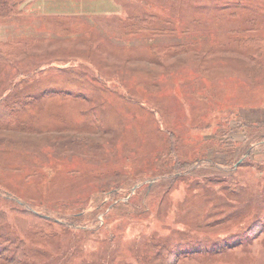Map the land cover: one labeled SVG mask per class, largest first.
<instances>
[{
    "label": "rangeland",
    "instance_id": "374dc122",
    "mask_svg": "<svg viewBox=\"0 0 264 264\" xmlns=\"http://www.w3.org/2000/svg\"><path fill=\"white\" fill-rule=\"evenodd\" d=\"M14 1L21 13L0 19V39L29 46L16 66L0 64V98L55 90L0 122V210L31 258L159 264L149 243L166 237L178 264H264V228L250 225L264 207L263 127L251 126L264 121V66L252 67L236 40L264 35V0ZM146 13L176 29L128 37L118 28ZM66 26L81 36L60 32ZM195 155L199 167L178 178L173 166ZM240 156L248 165L231 169ZM210 177L250 201L236 224L223 225L205 200L202 189L220 187ZM34 210L58 221L50 238L32 234Z\"/></svg>",
    "mask_w": 264,
    "mask_h": 264
},
{
    "label": "trees",
    "instance_id": "16d2710c",
    "mask_svg": "<svg viewBox=\"0 0 264 264\" xmlns=\"http://www.w3.org/2000/svg\"><path fill=\"white\" fill-rule=\"evenodd\" d=\"M18 5L19 3L14 0H0V19H4L5 21H13L12 19L17 17L21 13V9L20 7L18 8ZM223 7H224V10L230 8V6H227V7L223 6ZM159 19H161L160 16L154 13H146L143 16H131L129 17L128 22L121 21L123 24L121 23V25H119L118 28L121 27L123 34L125 33L124 35H127L128 37L138 36L137 34L139 33H146V34L150 33L152 35H156L158 33H164L160 31V29L165 30L167 28H170L171 26L174 29H176V24L173 23V21L170 18H168L167 22H164V23H161L160 21L155 22L156 20H159ZM185 26H189V25L186 24ZM92 27L93 26L91 24L87 23L84 29L88 31L87 28H92ZM248 29L249 28H245L242 31L246 32ZM246 33H249V32H246ZM90 34L91 35L95 34V36L96 35L98 36V39L96 42L100 40L99 33L90 32ZM76 36L80 37L78 33L76 34ZM237 37H236L237 38L236 40L239 41V44L241 45V47L242 48L245 47L248 49L249 52L247 56L249 57V59H251L254 62L252 67L256 69V67L264 66L262 65L264 64V58L259 59V57L261 56L264 57V35L255 34V35L244 36V34H239L237 35ZM92 38H90L89 40H91ZM82 40L83 39H81V41ZM89 42H90L89 45H91L94 42V40L92 39ZM222 45L225 46V44H222ZM28 46H29V41H21V40H14V39H0V64H8L11 66H16L17 58L20 57V55L22 54V51H24ZM170 49L171 48L169 47L165 48L161 52V56L159 55V59L163 60V57L166 58L170 54L169 53ZM174 49L176 51H179L182 49L185 50L184 46L181 44L174 45ZM96 53H98L99 55L102 53L106 54L107 51L100 50V53L99 52H96ZM35 70L37 72L39 71L37 67L35 68ZM22 73L24 74L25 72H22ZM54 91H55L54 89L47 88L42 94H39L38 92H33L32 94H24L22 95V98L24 99V101L21 102L20 99H17L20 96V94L15 93L14 90H12V93L10 92L11 95L0 98V122H2L5 119L8 120L12 118L14 115L16 116V111L18 109L19 110L25 109V103L31 100L30 98H32L33 96L37 100H40V102H42L41 100L47 99L51 97L52 95H54L52 94ZM71 93L74 94L73 92ZM76 94H84V92L80 91ZM22 122L24 125H27V124L33 125L25 121H22ZM226 122L228 123V121ZM245 125H247V123H245ZM254 125L263 127V128L258 129L259 131H262V132H259L258 141H257L258 142L257 147L263 148L264 147V130H263L264 121L259 120L257 124H251V126H254ZM24 128H30V127L28 126ZM173 140H175V138ZM212 141L213 140H209V142L205 141V143H213ZM257 142L252 143L254 144L253 146H256L255 143ZM249 150L252 151V148H250ZM170 151L174 153L175 152L174 147L170 146L169 150H167V153L169 154ZM199 159H201L200 155H195L193 158V161L185 160L184 164L173 166L175 169V174L178 175V178L180 176L185 175V172H186V170H184L185 167H189V168L192 167V170L199 167V165L201 164L198 162ZM244 160H245V156H242L241 158H238V161H236V164L230 163L231 169L241 168V167H244V165L246 164L248 165V163L246 161L244 162ZM192 162H194V165L191 166ZM251 165H255V162H251ZM191 172L192 171H190V173ZM234 179H235V183L240 182L238 177L236 178L234 177ZM208 182L216 184V185H220L218 192L212 191L210 190V188L207 189V187L202 189L203 193L207 192V196L205 197V200L214 203V211H217L219 209L221 210L220 213L222 216L220 219L218 218V220L224 222L223 225L226 224L227 221L230 222L231 225L236 224V221H238V219L243 215L244 211L249 207V205L247 204H250L249 203L250 201L247 199L245 200L243 199L242 192H240L242 191V189L238 190V187L234 188L232 184L228 183L227 181L222 180L221 178L210 177L208 178ZM258 200L260 199H257L256 201ZM263 211H264V207H263ZM263 211L262 213L256 216V219L254 221L250 223V225L254 224V228H260V229L264 228V212ZM28 215L30 216V217L28 216L29 223L34 232L32 233L30 231L32 234H35L36 236H39L41 238L43 237L50 238V236H53L52 227L54 223L55 224L58 223L57 220H55L51 216L44 215L35 210L29 213ZM7 222H8L7 214L3 210H0V264H38L37 262H35L36 260H33L31 258L29 245L26 242V240H24L23 238L14 236L15 232L6 227ZM246 231L247 233H250L251 228L248 227ZM154 239L151 240V243L149 244H150V248L153 249V253H155L156 256L161 259V262H159V264H178L180 260L179 258L180 252H179V249L177 248L178 246L171 245V243L169 242L170 240H168L166 237H158V241L157 240L154 241ZM215 249H216L215 252H217V250L220 249V247L216 246ZM44 253L45 252L40 251L39 255H42ZM152 258L153 257H151V259ZM49 260H52V259H50L49 257Z\"/></svg>",
    "mask_w": 264,
    "mask_h": 264
},
{
    "label": "crops",
    "instance_id": "0c3cea01",
    "mask_svg": "<svg viewBox=\"0 0 264 264\" xmlns=\"http://www.w3.org/2000/svg\"><path fill=\"white\" fill-rule=\"evenodd\" d=\"M84 23H85V25H86V21H83ZM75 23H77V22H75ZM84 28H85V26H84ZM88 30H90V32H93V33H99L95 28H87ZM60 32H68L71 36H73V35H75V34H79L80 36H81V34H82V31H75L74 29H73V26H66V27H62V29H60ZM100 34V33H99ZM99 43V42H98ZM103 44V43H102ZM104 50H106V49H104ZM63 66H62V64L60 65V67L59 68H62Z\"/></svg>",
    "mask_w": 264,
    "mask_h": 264
}]
</instances>
